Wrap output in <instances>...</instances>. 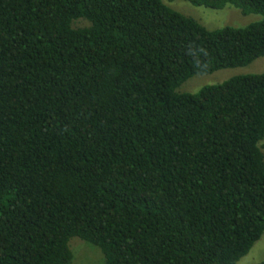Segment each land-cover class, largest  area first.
Listing matches in <instances>:
<instances>
[{
  "label": "trees",
  "instance_id": "1",
  "mask_svg": "<svg viewBox=\"0 0 264 264\" xmlns=\"http://www.w3.org/2000/svg\"><path fill=\"white\" fill-rule=\"evenodd\" d=\"M184 1L262 18L0 0V264H69L73 237L104 264H236L260 239L264 72L176 89L264 56V0Z\"/></svg>",
  "mask_w": 264,
  "mask_h": 264
},
{
  "label": "rangeland",
  "instance_id": "2",
  "mask_svg": "<svg viewBox=\"0 0 264 264\" xmlns=\"http://www.w3.org/2000/svg\"><path fill=\"white\" fill-rule=\"evenodd\" d=\"M171 8L187 15L207 29H216L223 26L243 27L247 24L261 19L258 14H242L238 9L227 6L222 9H210L202 6H194L184 0H163ZM86 21H76L75 26L86 25ZM264 72V56L255 59L245 66H236L218 69L208 74H196L182 82L176 89L177 92H197L201 87L220 83L228 78L240 74H255ZM264 142V138L262 140ZM72 252L69 264H104V256L96 246L86 243L77 237L68 242ZM264 261V233L255 242L250 251L236 264H257Z\"/></svg>",
  "mask_w": 264,
  "mask_h": 264
}]
</instances>
